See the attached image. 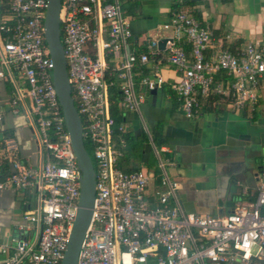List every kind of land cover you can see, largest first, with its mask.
Returning a JSON list of instances; mask_svg holds the SVG:
<instances>
[{"label":"built area","instance_id":"built-area-1","mask_svg":"<svg viewBox=\"0 0 264 264\" xmlns=\"http://www.w3.org/2000/svg\"><path fill=\"white\" fill-rule=\"evenodd\" d=\"M124 1H61L69 80L96 173L92 219L77 264H264V179L254 200H240L230 212L212 215L184 207L181 182L168 171L176 161L152 138L155 168L120 166L112 76L119 79L122 112H140L145 92L167 82L159 67L152 74L136 70L152 58L161 64V49L158 38L143 52L129 49L133 32ZM47 7L48 0H9L10 13L0 14V78L15 83L10 107L17 112L23 106L46 152L43 162L30 164L18 157L14 139L4 141L0 189L29 190L36 202L17 223L13 240H0L2 264H61L79 206L81 171L53 82L44 35ZM163 26L174 31L166 41V62L180 73L171 88L186 117L199 114L209 98L231 110L258 107L264 36L233 49L184 9L174 11ZM180 40L191 45L190 54Z\"/></svg>","mask_w":264,"mask_h":264},{"label":"crops","instance_id":"crops-1","mask_svg":"<svg viewBox=\"0 0 264 264\" xmlns=\"http://www.w3.org/2000/svg\"><path fill=\"white\" fill-rule=\"evenodd\" d=\"M123 9L133 32L128 47L136 52L145 51L153 38H172L173 29L163 25L179 9L194 14L216 39L233 49L264 36V0H125ZM239 20L247 21L243 31L234 29ZM167 54L165 44L161 64L156 58L143 64L147 74L159 67L167 80L165 85L156 93L145 92L140 112L123 111L125 128L135 136L136 149L122 165L125 169L155 168L158 158L151 138L155 143L154 138L162 140L157 145L165 146L164 155L176 161L168 171L181 182L184 207L203 214L228 213L236 202L254 200L257 185L264 179V85L253 112L204 104L199 114L188 118L171 88L180 73L166 62ZM15 88L12 79L0 78V154H7L4 141L12 138L18 157L37 165L46 159V152L40 150L23 106L17 112L10 107ZM29 195V190L0 189L1 241L13 240L17 223L33 206ZM3 259L0 254V264Z\"/></svg>","mask_w":264,"mask_h":264},{"label":"water","instance_id":"water-1","mask_svg":"<svg viewBox=\"0 0 264 264\" xmlns=\"http://www.w3.org/2000/svg\"><path fill=\"white\" fill-rule=\"evenodd\" d=\"M61 1L48 0L44 35L54 63V86L63 110L66 128L70 135L77 164L81 171L79 206L70 232L68 246L61 263L77 264L79 249L92 219L96 196V173L92 157L86 148L83 122L76 106L72 94V85L69 80L68 66L61 39ZM166 41V38L158 41L161 49L165 48ZM156 91L157 89H152L153 93H156ZM262 155L264 157V150Z\"/></svg>","mask_w":264,"mask_h":264},{"label":"trees","instance_id":"trees-1","mask_svg":"<svg viewBox=\"0 0 264 264\" xmlns=\"http://www.w3.org/2000/svg\"><path fill=\"white\" fill-rule=\"evenodd\" d=\"M7 13H10L9 0H2L1 6H0V14H7ZM179 44L188 54L191 53V45L187 41L180 40ZM137 69L142 70L144 74L147 73L145 71L143 64L136 65V70ZM112 80L114 82L110 86V90H109L110 101H111V113H112V116L115 118L116 125H117L116 139H117V142L119 143V146L121 147V149L123 151V156L120 158L119 163H120V166L124 170H134L136 168L125 169L122 165L123 161L127 159L129 154H131V152H133V150L136 149V140H135V136L133 135V133L131 131L126 130L125 127H124V130H119V128H118L121 124L124 123V115H123V112L121 111L120 106H119V102L121 100V92L119 89V79L115 75H113ZM72 94L74 96L73 92H72ZM204 104L205 105H207V104L212 105L213 104V98L207 99ZM244 109H247V108H244ZM121 139L124 140L123 144H121V142H120ZM154 139L157 142L156 144H161L163 142L162 140H159L157 138H154ZM85 144H86V148H87L88 152L91 155L92 151H91L90 143L86 140Z\"/></svg>","mask_w":264,"mask_h":264},{"label":"clouds","instance_id":"clouds-1","mask_svg":"<svg viewBox=\"0 0 264 264\" xmlns=\"http://www.w3.org/2000/svg\"><path fill=\"white\" fill-rule=\"evenodd\" d=\"M247 27V21L239 20L234 25L235 30L243 31Z\"/></svg>","mask_w":264,"mask_h":264},{"label":"rangeland","instance_id":"rangeland-1","mask_svg":"<svg viewBox=\"0 0 264 264\" xmlns=\"http://www.w3.org/2000/svg\"><path fill=\"white\" fill-rule=\"evenodd\" d=\"M31 198H30V200H31V202L33 203V207L35 206V202H36V200H35V196H31V195H29Z\"/></svg>","mask_w":264,"mask_h":264}]
</instances>
